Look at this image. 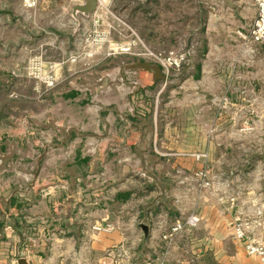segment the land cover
<instances>
[{
	"label": "crops",
	"instance_id": "0c3cea01",
	"mask_svg": "<svg viewBox=\"0 0 264 264\" xmlns=\"http://www.w3.org/2000/svg\"><path fill=\"white\" fill-rule=\"evenodd\" d=\"M104 1L113 6L120 2ZM84 3L40 0L33 12L24 8L22 0H0V93L19 85L18 72L26 69L33 51L41 50L46 61L56 63L59 80L48 96L46 114L53 120L59 101L64 120L67 108L78 112L77 129L56 131L77 136V165L85 168L78 175H64L61 192L55 191L54 180L44 192L35 178L17 169L8 171L7 165L15 164L0 159V264L21 260L25 264H144L149 258L155 263L164 259L166 264H260L259 257L247 254L244 241L235 237L234 220L249 218L254 236L264 238V211L261 218L257 215L264 209V179L252 187L239 171H221L212 160L208 167L206 161L180 153L184 147L175 139L176 129H159L156 111L135 114V104L143 106L157 84L146 69L106 62L99 50L93 58L69 62L67 56L79 49H72L68 38L72 36L75 43L79 31L62 32L69 21L67 7L73 6L72 17L79 24L104 13L99 7L76 18L73 8ZM186 3L163 2L167 8L159 14L166 15L164 23L173 24L172 35L180 30ZM195 3L190 1L184 22L197 23L193 35L198 39L201 34L204 45L197 41L191 45L200 59L192 60L190 81L204 83L221 95L236 81L240 85L239 79L244 81L247 73L259 82L264 47L256 49L250 65L236 33L255 18L254 0H199V8ZM128 6L126 2L124 10ZM55 10L62 18L55 16ZM172 12V18L167 16ZM113 57L109 60L119 56ZM104 69L113 78L102 82ZM162 91L157 89V95ZM12 101L0 94V120L16 112L14 105L10 108ZM147 119L149 128L144 125ZM49 129L46 133L53 141L55 129ZM190 131L199 134L196 127ZM0 134H5L1 126ZM188 148L198 150L196 143ZM206 167V179L196 176ZM190 214L200 218L196 227L182 231L171 243L162 238L175 220ZM95 224L110 225L111 230L95 231Z\"/></svg>",
	"mask_w": 264,
	"mask_h": 264
},
{
	"label": "rangeland",
	"instance_id": "374dc122",
	"mask_svg": "<svg viewBox=\"0 0 264 264\" xmlns=\"http://www.w3.org/2000/svg\"><path fill=\"white\" fill-rule=\"evenodd\" d=\"M164 1L167 0H120L116 6L107 2V9L102 8L104 13L96 27L94 20L85 21V23L81 21V24L76 22L72 17L73 6H68L66 12H69V21L66 23V27L61 30L69 33L79 31L75 43H73L72 36L68 40L71 42L72 49L76 50L78 47L77 53L80 55L73 53L69 54L67 58L70 60L76 56L77 60L73 62L76 63L83 59L93 58L99 50L101 57H104L106 62L149 61L158 65L149 56L139 55L144 51L142 43L150 51L158 53L171 50L190 52L187 62L179 69L170 70L167 81L157 80L156 87L148 93L146 100L144 95L143 106L135 104V114L137 112L142 116L143 112L148 115L149 112L156 111L159 129L162 131L176 129L178 135H175V139L180 141L184 147L180 153L189 156L207 153L208 157L199 161H206L205 164L208 167V162L212 160L218 170L231 169L233 172H241V175L249 179L246 180L249 186L253 187L255 184L261 183L264 179V63L260 83L257 79H253L252 73H247L244 81L239 79L240 85L236 81V85L233 84L227 88V93L224 95L216 93L213 88L207 87L204 83L197 85L191 82L190 75L194 73L191 64L196 57L195 50L191 45L195 41L199 42L200 46L204 45L201 34L198 39L193 35L192 28L197 27V23L190 25L184 22L188 18L191 0H183L187 1L186 6L182 8L183 22L180 32L176 31L174 35L170 34L171 29H174L173 24L164 23L163 18L166 15L161 17L159 14L167 8L163 4ZM195 1L197 3L195 6L199 8V0H193V2ZM126 2L130 7L128 6V9L124 10ZM191 5L194 4L191 3ZM55 11V16L61 15L58 10ZM110 12L122 22L118 21ZM167 16L172 18L173 12ZM60 18L62 17L60 16ZM125 20L128 21V24L123 22ZM58 25L59 23L55 22V27ZM55 27L54 29H57ZM163 38L165 41L162 40ZM130 41H137L133 53L117 54L118 58L109 60L114 58L108 56L111 43ZM260 47H264V45L243 42V48L250 57H248L250 65H253L255 61L253 53ZM197 58L200 59V56ZM102 73V82L113 78L110 70L104 69ZM150 74L152 73L150 72ZM233 74L236 75L235 72ZM17 76L19 85L12 84L0 93L3 97L13 99L10 108L13 105L16 107V112L12 113L14 117L11 115L9 119L0 120V126L5 131L4 135L0 134V159L15 164V166L7 165L8 171L12 169L13 172L14 169H17L23 174L35 178V183L41 191L49 190L48 182L54 180L55 191L61 192L63 185L61 181L64 175H78L85 169L77 165V136L70 133L65 135L56 131V129L69 128L70 126L77 129L80 122L78 112L76 110L69 111L67 108L64 120L61 111L62 104L59 101L54 104V119H50L51 114H46L47 99L56 87L38 93L35 90L34 82L27 76L26 69L22 68ZM200 76H202L201 73ZM162 88L164 91L157 95V89L161 90ZM69 115L72 117H68ZM112 122L116 127L117 122L115 120ZM144 125L147 128L150 127L148 119ZM52 126L55 129L53 141L51 136L49 137L46 133ZM193 127L199 131L197 136H194L190 131ZM215 129H219L220 132L215 134L213 132ZM18 130H21L22 133L17 134ZM62 141H68L67 145L58 148L57 145ZM194 143L198 150L189 151L188 146ZM122 153L124 154V152ZM208 167L203 170H207ZM259 210L263 214L264 209L261 207Z\"/></svg>",
	"mask_w": 264,
	"mask_h": 264
},
{
	"label": "built area",
	"instance_id": "2783aa9c",
	"mask_svg": "<svg viewBox=\"0 0 264 264\" xmlns=\"http://www.w3.org/2000/svg\"><path fill=\"white\" fill-rule=\"evenodd\" d=\"M40 0H22L23 6L27 10L35 11L39 5ZM256 7V16L253 21L247 26L246 29H238L237 35L245 44H257L264 45V0H254ZM102 7L107 9V2L104 0H98L97 8ZM97 11V9H96ZM95 12V11H94ZM118 21H120L116 15L112 14ZM102 18L101 15H97L95 21V27ZM122 22V21H120ZM126 25V24H125ZM128 27V26H127ZM130 30V28L128 27ZM132 31V30H131ZM106 37L109 38L108 35ZM137 41L123 42V43H111V47L108 51V56H115L117 54L133 53L134 47ZM143 50L139 55L149 56L153 59L168 76L171 69H179L185 62L188 61L190 52H179L171 50L168 52H153L150 51L143 43ZM74 62L76 56L70 59ZM27 76L34 82L35 90L38 93L49 91L54 89L58 84L57 76V64L54 62H48L44 58L43 52L33 51L27 60L26 65ZM197 160H205L208 157L207 153L203 154H191ZM209 175L207 170H202L196 173V176L206 179ZM208 185V182L206 183ZM257 215L259 218L263 216L262 211L258 210ZM200 218L197 214H190L184 218H179L162 234V238L168 242H174L177 236L184 230H190L198 225ZM260 221H255L259 224ZM253 222L249 218H236L234 220V235L237 239L244 241V246L247 254L259 257L260 264H264V239L254 236L250 229ZM95 231H109L111 226H102L95 224L93 226ZM117 264H126L125 262H117ZM144 264H166L165 260H160L155 263V260L149 258Z\"/></svg>",
	"mask_w": 264,
	"mask_h": 264
},
{
	"label": "water",
	"instance_id": "95a60500",
	"mask_svg": "<svg viewBox=\"0 0 264 264\" xmlns=\"http://www.w3.org/2000/svg\"><path fill=\"white\" fill-rule=\"evenodd\" d=\"M98 0H85L84 4L77 5L73 8V15L77 17L79 13L88 16L96 11ZM131 68H143L151 72L154 78L158 81H167L168 76L165 74L161 66L152 64L149 61H141L130 65ZM25 260H21L20 264H25Z\"/></svg>",
	"mask_w": 264,
	"mask_h": 264
}]
</instances>
